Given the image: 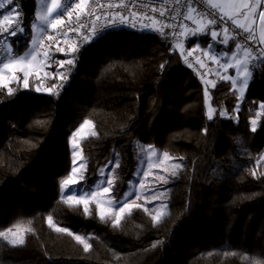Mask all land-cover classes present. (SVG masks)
Returning <instances> with one entry per match:
<instances>
[{
    "label": "trees",
    "instance_id": "1",
    "mask_svg": "<svg viewBox=\"0 0 264 264\" xmlns=\"http://www.w3.org/2000/svg\"><path fill=\"white\" fill-rule=\"evenodd\" d=\"M24 9L16 55L29 46L36 0H24ZM57 69L49 70V87L58 88ZM32 84L30 77V89L11 85L12 95L0 88V231H25L22 245L0 237V264H264V59L240 101L233 84L216 83L211 121L206 85L165 33L108 32L81 50L69 81L53 91L58 95L41 86L36 92ZM221 111L229 118H220ZM84 119L94 129L80 141L87 176L118 153L116 196L145 168L135 169L137 141L153 144L158 157L165 152L176 165L157 171L173 178L165 184L161 219L134 209L113 226L115 213L101 221L96 203L85 215L82 205L61 199L69 137ZM148 173L144 179L155 172ZM49 215L73 235L55 231ZM75 235L91 244L87 252Z\"/></svg>",
    "mask_w": 264,
    "mask_h": 264
},
{
    "label": "snow or ice",
    "instance_id": "2",
    "mask_svg": "<svg viewBox=\"0 0 264 264\" xmlns=\"http://www.w3.org/2000/svg\"><path fill=\"white\" fill-rule=\"evenodd\" d=\"M94 7H98L100 8V13L99 15L95 14L92 9H88V12L86 14L85 17H83L84 19H88L90 22L94 20L98 21L100 19V17L102 15L104 16H118L120 19L117 20H112L111 23H109L107 26H112L113 24H117V23H122V22H127L128 26L135 28L137 25L134 22L129 21V16H135L136 13L130 11V7L131 6H135V0H131V5L130 6H124V9L122 12H117L115 9H112L111 7L109 8H104L100 5L99 0H92ZM179 2V0H178ZM8 4H13L14 0H7ZM40 3L43 4V0H40ZM89 3V0H79V3H75V9L79 10L80 12H84L85 8L87 7ZM4 5L0 4V8H3ZM62 6L59 2V0H52V6L50 9L47 10V12L43 15L41 14H37L35 21L32 24V28L38 30L40 33H44L45 32V27L42 26L45 23H49L52 29H59L60 33L62 35H67L69 30H76L79 29L81 27H83V20L81 17H77V22L75 25L72 24H68L67 26L62 27V25H65L64 20L62 19V17L65 15V13H67L69 16H71V11H69V9L72 7H70L63 15H56L55 19L49 21L48 17L50 15H52L53 13H56L58 9H60ZM189 7V14L187 16L184 17V19L186 20H192V15L191 13L195 12L196 9L195 8H191ZM213 8H221V10L223 9V5H219V4H213L212 5ZM232 7L238 9L237 11H235L232 15H229L227 12H223L222 15L219 16V19L217 20L215 17H213V19H210L208 21L209 25H223L225 24L226 21L230 22L231 25L234 28L237 29H241L243 30V32L245 33V39H247L251 45H255V51H256V55L253 57V60H260L261 58H264V28H262V31L260 33V35H257L256 32V25H260V26H264V0H242V2L240 3H236L235 0L232 4ZM258 10V11H257ZM15 11V8H11L9 9L8 13L5 14L3 13L0 16H3V18L5 20H8L9 17L11 15H13V12ZM137 11H143V9H139L137 8ZM155 11V10H153ZM159 15L161 17H164V13L160 12ZM208 15H212V13H208ZM22 14L17 12L16 13V20L12 23L9 24L8 27L4 28L3 31H0V40H8L7 37L8 36H15L17 35L18 32H23V28H22V18H21ZM243 18L245 19L250 25L252 26H248L245 23H240V19ZM149 23H151V20L149 21ZM183 23V21H181V24ZM144 29H149V24H145L144 25ZM225 33H227V28H223L222 29ZM93 31H95V28L93 27ZM177 31H179V28H177ZM200 31V29H195L193 30L192 35L195 36L198 32ZM208 35L210 36V38L212 40H217L219 38V32L216 30H211ZM47 39L49 41L52 42H56V38L52 35L47 36ZM85 39H88V37H85ZM233 40L235 39V37L232 38ZM219 42L225 46L228 45L229 40L227 38H219ZM30 45L31 47L29 48L28 52L26 53L27 57H30V60L26 61L25 56H21L19 58H13L11 60H8L7 63H2V67H0V88H3L8 95H12L15 92V89L13 87H11V85L15 84L17 87H21L23 90H27L30 89V85H29V78L32 77L33 79V84L31 89L35 90L36 92H41V87H40V83L43 82V78L41 77V74L39 72L36 73H32L30 72L28 69L32 66L31 65V61L36 60V57L38 55H40L39 49L42 48L43 45V41L41 39L40 42H37L36 39H32L30 40ZM51 46V45H50ZM208 47H211V44L208 45ZM239 47V45L237 46ZM57 51L59 53H64V48L62 47H58ZM76 49L73 48L72 52H75ZM184 58L185 61L188 60V57L193 56V52L192 51H186V52H182L181 53ZM206 54V53H205ZM249 51L248 49L245 50V55H249ZM66 55H70V54H66ZM227 55V54H225ZM233 55H235V53H233ZM43 57L46 60H51L52 57L49 55V53L47 51L43 52ZM215 59V58H213ZM195 64L198 67H203L202 62L200 61L199 57H195L194 58ZM55 63L58 64V69L64 67L65 64L68 65H73V58H69L66 60H60V61H53ZM188 67H192L193 64L191 62L188 63L187 65ZM165 67L164 64L160 65L161 70H163V68ZM234 68L235 72L237 75H241L242 78L239 81L241 87L238 89L241 93H243L244 89L247 87L248 84V79L247 77L250 75L249 73V69L247 64L241 66L239 61L237 62L236 65H232L230 63H225L224 65V69H225V73L227 72L228 68ZM57 69V71L53 74L54 76H59L60 79H66V77H64L63 73L59 72V70ZM17 71H19L20 73H22V75H17ZM216 71H219V69H216ZM5 72H7L8 74L5 75ZM202 76H206L207 73H202ZM45 76H47V74L45 73ZM225 82H230L231 84L235 85L237 83V80L234 76L230 77L227 76L226 74L223 77ZM208 84L211 85V87L209 88L208 86L204 87V93L205 96L207 97V95L210 93V91L212 89L216 88V84L212 83L211 81L207 82ZM56 85H53V87L50 88H46L44 89V92H46L47 94H55L58 95V93H53V88H55ZM237 100L240 101L241 97H237ZM261 107H264V105H261ZM240 110V103H237L236 107L233 109V114L231 116V118L233 119L234 123H238V113ZM214 113L215 110L212 111H208L206 113V119L211 121L214 119ZM220 118H229L227 113L221 111L219 113ZM91 121H84V123L80 126V129L77 130L72 136H71V142H70V147H69V157H70V162L72 165L71 168V172L72 175H70L67 179L63 180L61 183V199L67 201H72V206L75 207H79V206H83L82 211L85 215H90L91 214V208L90 205L96 201V197L98 195H107L110 197V202H114L113 203V207L110 210V212H106L104 210V206L102 204H98V215H99V219L101 221H105L107 217H109L111 215V213H115V215L111 216L112 222H113V226H118L121 223V219L123 217V215L128 212L131 213L134 209H139L144 211L145 213H149L150 214V210L146 205H142V204H136V203H132L129 202L127 197L131 196L133 200L139 199V196H137L131 188H129L126 192V195L124 198L117 200L116 199V186L113 184V181L111 179H105L103 178L106 173L111 172V170L115 167H119V163H118V158L116 161H110L109 164L106 166V168H102L98 170V174L102 177L95 185H93V189L92 191H90L89 193L85 194L83 192V190H81V192L78 195H73V193L71 191H68L67 195H64V190L67 188V186L71 185L73 186V188L77 187L81 181L77 180L76 178V173L79 172L80 168L83 167V164H81L76 157L80 156V151H79V145L76 143V137L80 135V131L83 130V128L90 124ZM257 130V121L255 119H253L251 121V131L255 132ZM206 131V129H205ZM95 135V134H94ZM151 148V146H149ZM152 155H155V152H152ZM167 155V154H165ZM257 164L259 163L258 161L256 162ZM138 176H142L143 173L139 172L137 173ZM159 175V173L157 174ZM251 175L254 178H259L256 176L255 172H252ZM133 183H139V180L133 181ZM99 188V191H96L95 189ZM164 191H168V189L163 188V187H153L151 189H148V191L145 193V198L146 201L149 203H153L154 205V200L155 199H159V195L161 192ZM85 196H87V198H85ZM155 219H159L158 217H156ZM48 223L50 226L55 227V231L57 232H61V233H68L69 235H73V233H71L69 231L68 228L66 227H59V226H55L53 225V217L51 215H49L47 217ZM8 233H12L13 236H15V233H13L12 228H8L7 232L5 231H0V237H4L5 239L8 238ZM75 240L79 243H81L84 247V250L87 252L90 248H91V244H89L82 236L80 235H75ZM10 243L15 246L17 244L22 245L24 243L23 239L20 240H16V239H12L10 241ZM156 244L154 243L152 245V247H155Z\"/></svg>",
    "mask_w": 264,
    "mask_h": 264
},
{
    "label": "built area",
    "instance_id": "3",
    "mask_svg": "<svg viewBox=\"0 0 264 264\" xmlns=\"http://www.w3.org/2000/svg\"><path fill=\"white\" fill-rule=\"evenodd\" d=\"M75 3H79V0H62V15L72 6L69 9V11L72 13L71 16L65 13V15L62 17L65 22V25H62V27L67 26L68 24L75 25L77 22V17L82 18L84 26L76 30H69L67 35H62L59 29H55L52 33V36L56 38V42L47 40L44 42V46L42 47V51H47L52 57L50 60L51 62L55 60L60 61L73 58V65L65 64L64 67L61 68L60 72L63 73L66 79L62 80L60 77H58V88H53V91L56 89L59 90L60 87L64 86L69 81L76 68L77 61L80 57V52L86 45H88L94 39L115 30H130L139 33L168 34L172 50L180 55L182 63L188 67V63L191 62L193 66L188 68H190L195 73L198 80L202 84H207L209 80V69L207 65L202 63L203 67H198L194 61V58L197 56L201 61L203 55L202 50L200 48H190L186 45L185 31L187 28L195 27V20L197 19H200L204 23L208 24L210 19L215 17L218 20L219 16L223 14L219 8H213V4L209 0H179V2L178 0H135V6H131L129 9L130 11L136 13L134 17L129 16V21L136 23L137 26L135 28L128 26L127 22L107 26L112 20L118 21L120 19L118 16L113 17L102 15L98 21L93 19V21L90 22L88 19L83 18L86 16L88 9H92L95 14L99 15L100 8L94 7L92 0H89L87 7L82 13L75 9ZM99 3L106 9L111 7L117 12H122L124 6L131 5V0H99ZM0 4L4 5L3 8H0V15L3 13L7 14L9 9L15 8L13 15H11L8 20H5V23L0 31H3L4 28L8 27L10 23L16 20L17 12L22 14L21 18L23 28V32H18L15 36H8V40H0V60H2L7 55H15L13 42L16 39H19L25 33V9L24 0H14V3L11 5L7 3V0H0ZM188 6L196 9L195 12L191 13L192 20L184 19V17L189 14ZM137 8L143 9V11H137ZM160 12L165 14L164 17L159 15ZM208 13H212V15H208ZM150 20L151 23H149ZM181 21H183L182 24ZM145 24H149V29L151 30L144 29ZM211 26L224 34L229 35L231 39L235 37L234 40L232 39L234 42H236L244 50L248 49L250 53L249 69L254 72L258 66V63L264 58H261L260 60H253V57L256 55V46L251 45V43L245 39V33L243 30L234 28L228 21H226L223 25L217 24L215 26ZM93 27L95 28V31H93ZM177 28H179V31H177ZM223 28H227V33L222 30ZM85 37H88V39H85ZM58 47L64 48V53H59L57 51ZM73 48L76 49L75 52H72ZM186 51L193 52V56L188 57L187 61H185L184 56L181 54L182 52ZM202 73H207V75L202 76Z\"/></svg>",
    "mask_w": 264,
    "mask_h": 264
},
{
    "label": "rangeland",
    "instance_id": "4",
    "mask_svg": "<svg viewBox=\"0 0 264 264\" xmlns=\"http://www.w3.org/2000/svg\"><path fill=\"white\" fill-rule=\"evenodd\" d=\"M61 6H62V0H59ZM37 3V12H36V16L37 14H45L47 12L48 9L51 8L52 6V0H43V4L40 3V0H36ZM62 10L63 8L61 7L60 9L57 10L56 13H53L52 15H50L48 17L49 21L55 19L56 15H62ZM2 21L5 22V19L3 18V16L1 17ZM36 19V18H35ZM35 21V20H34ZM42 26L45 27V32L44 33H40L38 30L36 29H31V37L30 40L32 39H36L37 42H40L41 39L44 42H46L47 36L52 35V33L54 32L55 29H52L49 23H45ZM31 47L30 43L28 48L21 54H17L16 56H11V55H7L5 58L6 60L3 63H7L8 60L15 58H19L21 56H25L26 61L30 60V57L26 56V53L28 52L29 48ZM40 55H38L36 57V60L31 61V67L28 69L30 72L32 73H36L39 72L41 74V72H43L45 70V61L46 59L43 57V51L42 48L39 49ZM11 56V57H8ZM4 58V59H5ZM56 61V60H55ZM57 64V63H56ZM2 67V66H1ZM58 67V64H57ZM18 75H22V73H20L19 71H17ZM8 73L5 72V75H7ZM206 109L207 112L208 111H212L214 110L213 106L211 105L210 101H209V96H207V100H206ZM90 121L89 119H84L81 121V123L78 125V127L70 134L69 140L71 142V136L80 129V126L84 123V121ZM94 133V129H93V124L92 122L88 125H86L82 131H80V135L76 137V143L80 146L79 147V151H80V156L76 157V159L83 164V167L80 168L79 172L76 173V178L77 180L81 181V183L73 188V186L69 185L67 186V188L64 190V195L68 194V191H71L73 193V195H78L81 190H83V192L85 194L89 193L90 191L94 190L93 189V185H95L102 177L97 173L94 177H88L87 173H86V159L83 155L82 152V147L80 144V141L85 138L86 136L93 134ZM137 162H136V167L135 169H141L143 167V175L140 177L139 179V183H133V181L129 180V182L127 183V187L126 190L124 191V193H122V195L120 196H116L117 200H120L122 198L125 197L126 192L129 188L132 189V191L139 196V199L133 200L131 196H128L127 199L129 202L132 203H136V204H142V205H146L149 210H150V214H152L154 216V218L158 217L159 219H161L165 213L167 212V208L164 212H161L159 210L162 198L164 196V192H161L159 195V199H155L154 200V205L153 203H149L146 201L145 198V193L148 191V189H151L153 187H163L165 188V184H167V182L169 180H172L173 178H167L166 173H161V172H157L159 171V169L164 170H168V171H173L174 168L176 167V165L173 162H170L168 160V158L165 155V152H161V154H163L161 157H158L157 154H159V150L156 148V146H154L153 144L150 143H146V142H142V141H137ZM151 146V148L149 147ZM152 152H155V155H152ZM118 158V163L120 160V157L118 155V153H115L113 155V157H111V159L103 166H101L99 169L102 168H106V166L109 164L110 161H116ZM179 162L182 163V159L179 158ZM71 168L72 165H70V170H69V174L67 176V178L72 175L71 172ZM117 170L118 167H115L111 170L110 174L106 173V175L103 177L105 179H111L113 181V184L115 185V181H116V176H117ZM150 172H155V173H161L159 175L157 174H151L149 175ZM148 173L149 177L147 179L145 178V175ZM65 178V179H67ZM64 179V180H65ZM144 179V180H143ZM135 184V185H134ZM157 185V186H156ZM96 191H99V188L95 189ZM62 193L61 190V186H60V194ZM168 197V196H167ZM85 198H87V196H85ZM94 203L97 204H102L104 206V210L106 212H110V210L113 207V203L114 202H110V197L107 195H98L96 197V201H94ZM164 205H162L161 210L163 211ZM128 213V212H126ZM125 213V214H126ZM115 215V214H114ZM158 219V220H159ZM157 220V219H156ZM13 233H15V236L12 235V233H8V238L4 239L7 240L8 242H10L12 239H16V240H20V239H25V231L20 229V228H15L12 229ZM7 232V230L5 231Z\"/></svg>",
    "mask_w": 264,
    "mask_h": 264
},
{
    "label": "crops",
    "instance_id": "5",
    "mask_svg": "<svg viewBox=\"0 0 264 264\" xmlns=\"http://www.w3.org/2000/svg\"><path fill=\"white\" fill-rule=\"evenodd\" d=\"M209 1L212 4L223 5L224 6L223 9L222 10H221V8H219V9L222 12H227L229 15H232L235 11L238 10V9L232 7L234 0H209ZM235 2L240 3V2H242V0H235ZM4 23L5 22H3L2 18L0 17V29L3 27ZM240 23H245L248 26H252L243 18L240 19ZM255 27H256V30L258 32V35H260L262 28H264V26H260L257 24ZM195 29H200V31L195 36H193L192 33H193V30H195ZM211 30H216V29L214 27H212L211 25L204 23L200 19L195 20V27L187 28L185 31L186 45L188 46V44L191 43V41H195L196 44H194L192 46H188V47L200 48L202 50L203 55H202L201 61L203 64L207 65V67L209 69V80H208V82L211 81L212 83L216 84L219 80L223 79L225 74L227 76H230V77L234 76L237 80V83L234 85V87L238 90L241 87L239 81L241 80L242 76L237 75L235 72V69L231 68V67L228 68L227 72L225 73L224 65L226 62L230 63L232 65H236L237 62L239 61L241 66L247 64L248 69H249L250 55L246 56L245 50L243 48H241L240 46L237 47L238 44L236 42H234L229 35L224 34L218 30H216V31L219 32V38H227L229 40L228 45L225 46V45L221 44L219 42V38L217 40H212L210 38V36L208 35V33ZM207 39H209V40H207ZM209 44H211L210 48L208 47ZM233 53H235V55H233ZM225 54H227V55H225ZM11 56H8V57H11ZM14 56H16V54ZM6 58L0 60V67L2 66V63L6 60ZM213 58H215V59H213ZM54 64H56V63L51 62L50 60L45 61V70L43 72H41V77L43 78V82L40 83V86L44 89L50 88L49 84H48V82H49L48 73H49L50 68ZM216 69H219V71H216ZM45 73L47 74V76H45ZM249 73H250V75L247 77L248 84H249L250 80L252 79V75H253V72L250 69H249ZM17 75H18V73H17ZM248 84H247V86H248ZM206 86H211V85L207 83ZM246 89H247V87L244 89L243 93H241L238 90L240 97H243L245 95ZM207 96H209V94ZM206 100H207V97L205 96V104H206ZM209 101H210V96H209ZM261 158L264 160V153L262 154Z\"/></svg>",
    "mask_w": 264,
    "mask_h": 264
}]
</instances>
